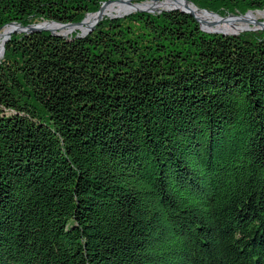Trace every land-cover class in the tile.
<instances>
[{"label":"trees","instance_id":"16d2710c","mask_svg":"<svg viewBox=\"0 0 264 264\" xmlns=\"http://www.w3.org/2000/svg\"><path fill=\"white\" fill-rule=\"evenodd\" d=\"M106 1L0 0V29L77 24ZM77 35L4 44L0 264H264V32L165 11Z\"/></svg>","mask_w":264,"mask_h":264},{"label":"bare ground","instance_id":"6f19581e","mask_svg":"<svg viewBox=\"0 0 264 264\" xmlns=\"http://www.w3.org/2000/svg\"><path fill=\"white\" fill-rule=\"evenodd\" d=\"M144 7V8H142ZM173 7L182 8L181 3L172 2L169 0H165L163 2L158 3H145L140 4L138 6H129L121 3H110L105 6H103L98 14H91L85 17L83 23L81 26L77 27H61L59 25H50V28L54 30L56 33L61 34H70L76 30H85L89 26H91L99 16H118V15H125L129 14L135 11L136 8L138 9H149V10H165V9H171ZM189 10L193 13V15L199 19L202 22V28L203 30L209 32V33H219V34H237L240 33L244 29H250L251 24H255L257 17L256 15H263L264 12H252L247 14L243 19H234L230 18L227 20H220L217 17H214L210 14H207L205 12L199 11L194 6L190 5ZM205 14V15H204ZM213 17L217 19L218 21H225L227 23H223V25L220 24H210L208 21V16ZM253 22V23H252ZM209 23V24H208ZM13 29L12 26H6L1 30L4 31V36L2 37V34H0V60H1V51L2 47L5 44V38L7 34ZM0 30V31H1Z\"/></svg>","mask_w":264,"mask_h":264},{"label":"water","instance_id":"95a60500","mask_svg":"<svg viewBox=\"0 0 264 264\" xmlns=\"http://www.w3.org/2000/svg\"><path fill=\"white\" fill-rule=\"evenodd\" d=\"M137 0H117V1H106L104 2L99 10L96 12V13H92V14H98L101 10V8L107 4H110V3H121V4H125V5H129V6H138L142 3H138L136 2ZM151 3H158V2H163L165 0H162V1H158V0H149ZM169 1H172V2H176V3H181L182 4V8H178V7H173L171 9H165V10H149V9H138L136 8L134 12H145V13H161V12H168V11H179L183 14H187L189 15L190 17H192L198 24H199V27H200V30L205 32V33H208V34H214V35H218L219 33H209L205 30H203L202 28V22L197 19L193 13L189 10V6L192 5L194 6L192 3H190L189 1L187 0H169ZM195 7V6H194ZM197 8V7H195ZM198 9V8H197ZM199 11H202V12H205L207 14H210L214 17H217L219 18L220 20H227V19H230V18H234V19H243V17H245L247 14L249 13H252V12H262V11H247L245 14L243 15H238V14H228L227 16L225 17H221L219 15H217L216 13L214 12H211V11H208V10H200L198 9ZM132 12V13H134ZM131 14V13H129ZM129 14H125V15H118V16H99L98 19L91 25L89 26L87 29H85L84 31L83 30H79L78 32V35L76 37H80V38H83V37H86L88 34H90L94 29L95 27L98 25V23L104 18V17H108V18H111V19H116V18H122L126 15H129ZM88 15H91V14H87L86 16ZM85 16V17H86ZM85 19V18H84ZM84 19L77 23V24H72V23H68V24H61V23H56L54 21H50V22H47V21H44V22H41L39 24H36V25H29L27 27H22L21 25L19 24H16V23H9L7 25H5L4 27L6 26H12L13 29L7 34L6 38H5V43L10 39V37L14 34H29V33H33V32H42V31H45V32H48L50 33L51 35L53 36H59V37H67L69 35H71L72 33L66 35V34H61V33H56L54 32L53 29L50 28V25H59L61 27H77V26H81ZM256 24H258L262 31H264V23L262 22H255ZM209 24V23H208ZM3 27V28H4ZM2 28V29H3ZM1 30V29H0ZM251 31L250 29H244L242 30L241 32L244 33V32H249ZM240 33H237V34H230V35H225V34H220L221 36H238ZM4 56V46L2 47V51H1V57Z\"/></svg>","mask_w":264,"mask_h":264},{"label":"rangeland","instance_id":"374dc122","mask_svg":"<svg viewBox=\"0 0 264 264\" xmlns=\"http://www.w3.org/2000/svg\"><path fill=\"white\" fill-rule=\"evenodd\" d=\"M136 2H138V3H142V4H145V3H151L149 0H141V1H136ZM142 8H144V7H142ZM262 12H264V10L262 11ZM256 17H257V20H256V22H262V23H264V14L263 15H256ZM105 18H108V17H105ZM208 19V21H209V23L210 24H220V25H223V23H227V22H225V21H222V22H216V21H214V20H211V18H207ZM253 23V22H252ZM249 27H251L250 28V30L251 31H249V32H264V31H262V29H261V27L258 25V24H251V26H249ZM4 31L5 30H1L0 31V34H2V37L4 36ZM74 32H79V30H76V31H74ZM74 32H72V34L74 33ZM242 33V32H241Z\"/></svg>","mask_w":264,"mask_h":264}]
</instances>
